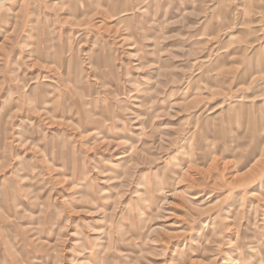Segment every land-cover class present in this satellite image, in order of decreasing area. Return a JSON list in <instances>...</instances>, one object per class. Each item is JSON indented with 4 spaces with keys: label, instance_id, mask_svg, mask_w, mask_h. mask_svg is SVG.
<instances>
[{
    "label": "rangeland",
    "instance_id": "1",
    "mask_svg": "<svg viewBox=\"0 0 264 264\" xmlns=\"http://www.w3.org/2000/svg\"><path fill=\"white\" fill-rule=\"evenodd\" d=\"M264 264V0H0V264Z\"/></svg>",
    "mask_w": 264,
    "mask_h": 264
},
{
    "label": "bare ground",
    "instance_id": "2",
    "mask_svg": "<svg viewBox=\"0 0 264 264\" xmlns=\"http://www.w3.org/2000/svg\"><path fill=\"white\" fill-rule=\"evenodd\" d=\"M261 264H263V263H261Z\"/></svg>",
    "mask_w": 264,
    "mask_h": 264
}]
</instances>
